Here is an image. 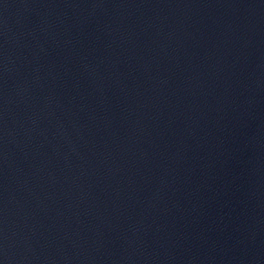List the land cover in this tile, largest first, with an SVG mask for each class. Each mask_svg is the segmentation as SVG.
Returning <instances> with one entry per match:
<instances>
[{"label": "water", "instance_id": "95a60500", "mask_svg": "<svg viewBox=\"0 0 264 264\" xmlns=\"http://www.w3.org/2000/svg\"><path fill=\"white\" fill-rule=\"evenodd\" d=\"M0 264H264V0H0Z\"/></svg>", "mask_w": 264, "mask_h": 264}]
</instances>
